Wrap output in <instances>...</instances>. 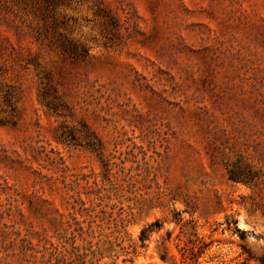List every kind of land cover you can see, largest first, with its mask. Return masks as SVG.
Listing matches in <instances>:
<instances>
[{"label":"rangeland","instance_id":"obj_1","mask_svg":"<svg viewBox=\"0 0 264 264\" xmlns=\"http://www.w3.org/2000/svg\"><path fill=\"white\" fill-rule=\"evenodd\" d=\"M192 227L264 253V0H0V264H180Z\"/></svg>","mask_w":264,"mask_h":264},{"label":"trees","instance_id":"obj_2","mask_svg":"<svg viewBox=\"0 0 264 264\" xmlns=\"http://www.w3.org/2000/svg\"><path fill=\"white\" fill-rule=\"evenodd\" d=\"M145 236V231L143 230L141 232V237L143 238ZM189 238L187 242H189V245L184 243L183 245L178 247V251L181 256V263L180 264H202L198 258L202 251L205 249V247L208 245V243H203L197 236V233L194 231V227H192V230L189 231ZM195 237V238H194ZM178 246V244H176ZM248 255L250 258H255L259 264H264V253L261 255H252L248 250ZM162 259H165V255H161ZM149 264H155V263H149Z\"/></svg>","mask_w":264,"mask_h":264}]
</instances>
